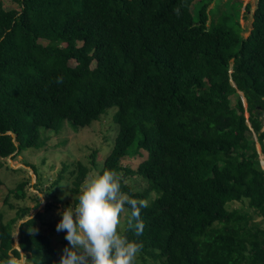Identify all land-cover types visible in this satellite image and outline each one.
<instances>
[{"label": "trees", "instance_id": "obj_1", "mask_svg": "<svg viewBox=\"0 0 264 264\" xmlns=\"http://www.w3.org/2000/svg\"><path fill=\"white\" fill-rule=\"evenodd\" d=\"M12 1L0 3V168L45 147L47 131L79 132L116 107L100 173L114 171L122 191L149 202L142 233L127 218L122 232L139 254L153 264H264V0L247 37L243 0ZM137 157L136 168L125 164ZM90 172L71 173L76 197ZM134 176L143 191L124 183ZM26 185L13 193L24 198ZM20 210L0 223V264L21 253L57 264L36 228L43 213L17 226L14 248L29 215Z\"/></svg>", "mask_w": 264, "mask_h": 264}, {"label": "rangeland", "instance_id": "obj_2", "mask_svg": "<svg viewBox=\"0 0 264 264\" xmlns=\"http://www.w3.org/2000/svg\"><path fill=\"white\" fill-rule=\"evenodd\" d=\"M244 7L242 14L245 18L241 20L244 28V36H249L252 29V15L258 4V0H243ZM5 9L17 7L12 0H0ZM250 5L251 9L246 10V6ZM213 8V4L210 9ZM218 15V14H217ZM216 16V15H215ZM75 65V62L71 63ZM104 118L92 124L90 127L75 132L71 128H67L60 134L46 132V136L50 140L45 147L39 150L29 149L22 152L14 158L2 159L4 166L0 168V175L4 184L0 186V223H8L14 219L20 209L28 208L29 215L24 220L17 223L14 229V248L19 249V230L17 226L21 222L35 216L37 212L43 213L42 219L37 222V229L43 234L50 235L54 248L57 252V264H59L60 255L63 247L67 244L64 239L63 232H56L55 225L60 217L57 215V209H63L72 203H75L76 196L71 193V173L77 170L78 164H83L91 168V172L87 179H91L100 173L103 163L110 152L112 141L114 140L115 130L113 125V112L117 113L116 107L109 109ZM117 130V127H116ZM97 152V166L92 167L94 152ZM144 158H129L125 164L136 168ZM264 161V155H261ZM261 160V161H262ZM262 164V162H261ZM65 165L69 166V170L63 175L65 180L53 187L54 181L58 178L61 170ZM264 168V162L262 164ZM26 182L25 197L20 198L13 193L16 186ZM124 183L134 189V191H143L147 187V183L141 177H127ZM53 193L50 195V193ZM39 202V206L37 203ZM52 203L50 210L47 204ZM128 216L127 209L121 214V223L119 231L124 230L126 218ZM11 254V253H10ZM24 257L23 264H34L29 262L31 254L21 253ZM135 264H153L148 257L137 255Z\"/></svg>", "mask_w": 264, "mask_h": 264}, {"label": "clouds", "instance_id": "obj_3", "mask_svg": "<svg viewBox=\"0 0 264 264\" xmlns=\"http://www.w3.org/2000/svg\"><path fill=\"white\" fill-rule=\"evenodd\" d=\"M148 204L147 199L122 191L114 171L86 179L76 202L56 210L60 219L55 231L63 232L67 241L59 264H135L142 244L118 230L121 214L127 209V227L138 236L144 228L141 209ZM23 260L10 255L4 264H23Z\"/></svg>", "mask_w": 264, "mask_h": 264}, {"label": "crops", "instance_id": "obj_4", "mask_svg": "<svg viewBox=\"0 0 264 264\" xmlns=\"http://www.w3.org/2000/svg\"><path fill=\"white\" fill-rule=\"evenodd\" d=\"M255 11V10H254ZM251 15H252V22H253V14H254V12L253 13H250ZM252 30V29H251ZM263 131H264V129H263ZM262 160V159H261Z\"/></svg>", "mask_w": 264, "mask_h": 264}, {"label": "water", "instance_id": "obj_5", "mask_svg": "<svg viewBox=\"0 0 264 264\" xmlns=\"http://www.w3.org/2000/svg\"><path fill=\"white\" fill-rule=\"evenodd\" d=\"M261 162H262V164H263L264 161L262 160Z\"/></svg>", "mask_w": 264, "mask_h": 264}]
</instances>
